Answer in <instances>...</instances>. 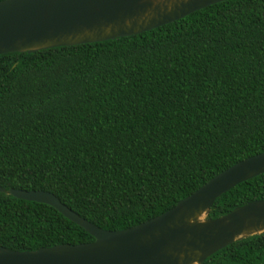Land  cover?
<instances>
[{"label": "trees", "instance_id": "obj_1", "mask_svg": "<svg viewBox=\"0 0 264 264\" xmlns=\"http://www.w3.org/2000/svg\"><path fill=\"white\" fill-rule=\"evenodd\" d=\"M263 11L264 0H224L131 36L0 54V186L51 192L120 230L264 152ZM256 199L264 173L207 218ZM92 240L52 206L0 192V246ZM201 264H264V234Z\"/></svg>", "mask_w": 264, "mask_h": 264}, {"label": "water", "instance_id": "obj_2", "mask_svg": "<svg viewBox=\"0 0 264 264\" xmlns=\"http://www.w3.org/2000/svg\"><path fill=\"white\" fill-rule=\"evenodd\" d=\"M220 1L224 0H1L0 54L131 36ZM261 173L264 152L219 172L161 214L120 230L91 223L51 192L0 186V192L15 198L52 206L93 237L90 242L35 250L0 246V264H201L232 242L264 234L263 199L207 218L216 198Z\"/></svg>", "mask_w": 264, "mask_h": 264}]
</instances>
